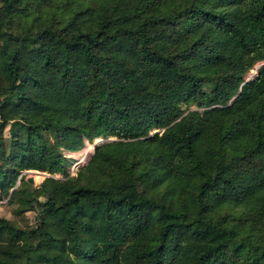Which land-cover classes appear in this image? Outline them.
Listing matches in <instances>:
<instances>
[{"label": "trees", "instance_id": "obj_1", "mask_svg": "<svg viewBox=\"0 0 264 264\" xmlns=\"http://www.w3.org/2000/svg\"><path fill=\"white\" fill-rule=\"evenodd\" d=\"M262 58L264 0H0V264H264Z\"/></svg>", "mask_w": 264, "mask_h": 264}, {"label": "rangeland", "instance_id": "obj_2", "mask_svg": "<svg viewBox=\"0 0 264 264\" xmlns=\"http://www.w3.org/2000/svg\"><path fill=\"white\" fill-rule=\"evenodd\" d=\"M181 107L185 110L187 107V103L181 102ZM194 106L193 102L188 104V107ZM162 130V127H152L149 129V134H153L155 132H159ZM100 139V140H99ZM119 138L114 135H100L98 138L94 137L91 141L86 142V145L81 149L77 150L79 154L64 151L65 155L72 157V161L68 165V172L71 175L76 174L79 166L84 164L91 152L93 151L94 144L102 143V142H111L118 140ZM90 149V150H89ZM88 150V151H87ZM87 154V155H86ZM84 155V156H83ZM25 178L30 177L31 180H26L23 185L29 187L27 189V193L31 196V188L38 185L45 177L51 176L55 178H62L64 176L61 172H50L47 170H40L34 168L24 169ZM39 198H43V195H39ZM12 205L7 202V195H4L0 198V215L6 216L21 225H31L34 226L36 223V208H28L25 211L21 212L19 215H16L12 212ZM223 210H232L237 211V207L233 205L223 207Z\"/></svg>", "mask_w": 264, "mask_h": 264}, {"label": "built area", "instance_id": "obj_3", "mask_svg": "<svg viewBox=\"0 0 264 264\" xmlns=\"http://www.w3.org/2000/svg\"><path fill=\"white\" fill-rule=\"evenodd\" d=\"M260 66H264V58L257 60L253 66L250 67L247 73V78L253 77Z\"/></svg>", "mask_w": 264, "mask_h": 264}, {"label": "bare ground", "instance_id": "obj_4", "mask_svg": "<svg viewBox=\"0 0 264 264\" xmlns=\"http://www.w3.org/2000/svg\"><path fill=\"white\" fill-rule=\"evenodd\" d=\"M98 138V137H97ZM100 140V139H99ZM90 150V149H89ZM88 151V150H87ZM72 153H76V154H79L78 152H72ZM87 155V154H86ZM84 156V155H83Z\"/></svg>", "mask_w": 264, "mask_h": 264}]
</instances>
